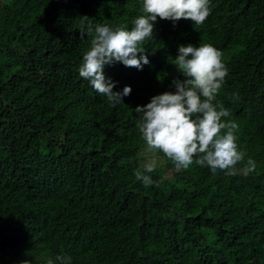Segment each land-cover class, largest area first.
Wrapping results in <instances>:
<instances>
[{"label":"trees","instance_id":"obj_1","mask_svg":"<svg viewBox=\"0 0 264 264\" xmlns=\"http://www.w3.org/2000/svg\"><path fill=\"white\" fill-rule=\"evenodd\" d=\"M210 7L203 25L158 18L143 70L105 67L114 91L132 88L113 108L78 70L96 25L130 30L142 0H0V264H264V0ZM188 44L223 54L214 103L256 162L248 175L146 153L134 109L175 91ZM153 157L145 186L134 170Z\"/></svg>","mask_w":264,"mask_h":264},{"label":"clouds","instance_id":"obj_2","mask_svg":"<svg viewBox=\"0 0 264 264\" xmlns=\"http://www.w3.org/2000/svg\"><path fill=\"white\" fill-rule=\"evenodd\" d=\"M66 2V0H65ZM142 15L132 21L130 30L125 26L96 25L91 46L83 55L79 75L91 88L105 96L110 107L123 102L131 94V86L114 91L115 81L106 77L105 67L121 63L128 68L143 70L150 64L145 45L154 39L155 24L170 21L175 27L180 20L203 25L211 14L210 0H142ZM87 18V17H85ZM92 26L86 32L91 34ZM81 25V37L86 34ZM222 52L211 44L180 45L172 59L183 79H173L175 91L154 95L150 102L134 111L139 116L137 127L146 144V153L162 152L177 172L196 164L216 174L248 175L256 170V162L248 158L237 144L238 124L224 120L231 112L223 104L214 103L228 76ZM236 99V94H233ZM238 165L242 167L238 168ZM157 167V159L149 158L143 167L134 170L138 181L145 186L155 183L150 173ZM58 264H71L70 256H57ZM22 264H30L25 260ZM47 264H55L52 259Z\"/></svg>","mask_w":264,"mask_h":264}]
</instances>
